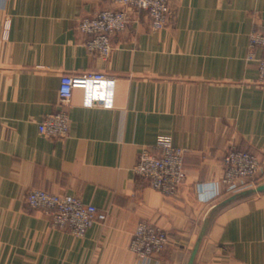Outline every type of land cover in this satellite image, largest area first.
I'll list each match as a JSON object with an SVG mask.
<instances>
[{
	"label": "crops",
	"instance_id": "0c3cea01",
	"mask_svg": "<svg viewBox=\"0 0 264 264\" xmlns=\"http://www.w3.org/2000/svg\"><path fill=\"white\" fill-rule=\"evenodd\" d=\"M171 4L158 32L133 15L103 60L75 27L107 2L0 0V264H187L205 224L193 264H264V191L220 206L232 196L220 182L227 150L264 162L263 51L247 59L249 35L264 31V0ZM88 73L114 80L112 106L85 107L74 90L61 108L60 77ZM61 111L67 138L40 135L38 124ZM160 137L187 150L176 198L133 172L140 150ZM30 189L76 197L106 219L76 238L28 209ZM139 222L168 238L146 262L129 251Z\"/></svg>",
	"mask_w": 264,
	"mask_h": 264
},
{
	"label": "built area",
	"instance_id": "2783aa9c",
	"mask_svg": "<svg viewBox=\"0 0 264 264\" xmlns=\"http://www.w3.org/2000/svg\"><path fill=\"white\" fill-rule=\"evenodd\" d=\"M110 9L99 11L92 17L77 19L75 30L86 37L84 45L89 54L107 60L112 53L110 39L123 32L133 15L144 13L153 32L167 27L172 13L171 0H100ZM255 49L263 51L257 62V84L264 86V31L252 32L248 39V60H254ZM114 80L100 73L63 75L59 80L58 104L69 105L72 91L81 90L85 107L112 106ZM69 120L65 111L45 116L38 124V133L51 140H64L68 136ZM187 150L176 147L170 137L158 138L152 149L142 148L137 155L133 172L145 180L148 186L166 197L176 198L186 174L184 159ZM264 162L253 152L230 148L222 159L220 179L224 193L237 194L259 185L264 174ZM24 203L32 212H39L50 219L51 226L65 230L76 238L84 236L95 222L103 223L106 213L84 204L80 199L68 195L48 194L43 190L30 189ZM164 230L139 222L135 226L129 243V251L138 261L146 262L157 257L167 245Z\"/></svg>",
	"mask_w": 264,
	"mask_h": 264
},
{
	"label": "water",
	"instance_id": "95a60500",
	"mask_svg": "<svg viewBox=\"0 0 264 264\" xmlns=\"http://www.w3.org/2000/svg\"><path fill=\"white\" fill-rule=\"evenodd\" d=\"M263 191H264V184L258 185L257 187H255L253 189L245 190V191H242V192H239L237 194L232 195L230 198L225 200L220 206H223L225 204L231 203V202L236 201L238 199H241V198H244V197H247L250 195H254V194H257V193H260ZM206 227H207L206 224L202 227L200 234L198 236V239H197V241L194 245V248L190 254V258H189L187 264H193L194 258L196 256V253H197V250L199 247V244H200V242L204 236V233L206 231Z\"/></svg>",
	"mask_w": 264,
	"mask_h": 264
}]
</instances>
